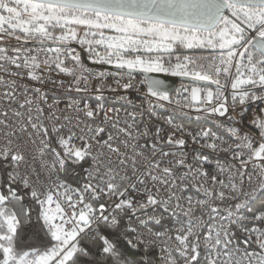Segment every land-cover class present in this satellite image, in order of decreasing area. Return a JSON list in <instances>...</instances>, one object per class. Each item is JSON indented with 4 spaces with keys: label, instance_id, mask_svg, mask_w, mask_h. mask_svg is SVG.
Segmentation results:
<instances>
[{
    "label": "snow or ice",
    "instance_id": "obj_1",
    "mask_svg": "<svg viewBox=\"0 0 264 264\" xmlns=\"http://www.w3.org/2000/svg\"><path fill=\"white\" fill-rule=\"evenodd\" d=\"M151 73L217 130L146 122ZM0 264H264V0H0Z\"/></svg>",
    "mask_w": 264,
    "mask_h": 264
},
{
    "label": "built area",
    "instance_id": "obj_2",
    "mask_svg": "<svg viewBox=\"0 0 264 264\" xmlns=\"http://www.w3.org/2000/svg\"><path fill=\"white\" fill-rule=\"evenodd\" d=\"M80 55L82 56V58H84L85 64L90 68H94L97 70L114 71V69L108 65H97L89 63L85 58V52H81ZM179 77L181 78L178 79L175 89L173 90V92L169 93L173 103L169 104L168 102H163L165 104L163 108H156L154 110L146 111V122L153 126H159L165 129L166 132L174 130L175 128H184L186 131H192L194 133L207 129L216 131L217 129L215 120L197 111L195 102L190 103L191 92H186L184 90L185 88L190 89L195 85H193L190 78L183 76ZM109 83H111V79L109 80ZM200 86H203V84H201ZM146 92V85H138L137 90H128L127 92L121 90L118 93H111L106 90L104 93L106 99L105 101H103V103H105L106 107H114L119 110L122 116L125 111H133L134 109H140L141 111H143L144 109H147V104L143 103ZM120 95L127 96L128 99L132 101V103H128L127 100H120ZM59 96L61 101V108L64 107L65 103L71 102L73 99L80 100L82 97L86 100V102L90 104L95 105L97 102L94 92H61ZM261 107L262 106L258 103L249 105L250 111L253 114H255ZM184 138L188 141L186 145L188 151L191 152L193 150H198L199 146L193 144L190 137L185 135Z\"/></svg>",
    "mask_w": 264,
    "mask_h": 264
},
{
    "label": "water",
    "instance_id": "obj_3",
    "mask_svg": "<svg viewBox=\"0 0 264 264\" xmlns=\"http://www.w3.org/2000/svg\"><path fill=\"white\" fill-rule=\"evenodd\" d=\"M149 75L156 78V79L164 80L166 85H167V90L169 93L173 92L178 79L181 78L179 76H173V75H168V74H164V73H151Z\"/></svg>",
    "mask_w": 264,
    "mask_h": 264
},
{
    "label": "trees",
    "instance_id": "obj_4",
    "mask_svg": "<svg viewBox=\"0 0 264 264\" xmlns=\"http://www.w3.org/2000/svg\"><path fill=\"white\" fill-rule=\"evenodd\" d=\"M86 56H87V54H86V52H85V58H86ZM86 60H87V58H86ZM89 63H91V64H93L91 61H89V60H87Z\"/></svg>",
    "mask_w": 264,
    "mask_h": 264
}]
</instances>
